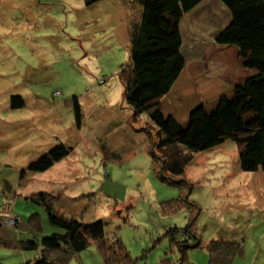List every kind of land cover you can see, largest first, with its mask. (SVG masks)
<instances>
[{
  "label": "rangeland",
  "instance_id": "374dc122",
  "mask_svg": "<svg viewBox=\"0 0 264 264\" xmlns=\"http://www.w3.org/2000/svg\"><path fill=\"white\" fill-rule=\"evenodd\" d=\"M140 11L135 0H0V216L20 218L14 229L5 218L8 226L0 229L6 240L0 241V264H24L35 253L8 240L62 232L28 199L40 192L66 216L102 219L105 236L120 238L140 257L138 264H177L179 250L166 231L182 229L191 209L163 211L179 190L152 170L144 129L154 133V121L145 112L133 119L118 76L128 69L129 29ZM211 15L196 23L199 36L184 32V66L158 105L180 126L195 107L187 112V105L198 100L208 109L217 99L212 96L237 80L234 69L246 75L233 49L213 47ZM11 95L22 96L23 107L10 109ZM74 95L82 108L80 129ZM56 143L72 149L65 162L46 173H22ZM185 176L193 184L189 200L199 208L202 245L188 249L184 264H208L204 244L214 236L242 242L243 254L231 264H264V171H241L237 144L226 140L193 155ZM34 212L40 214L37 231L26 225ZM79 257L68 264H103L95 244Z\"/></svg>",
  "mask_w": 264,
  "mask_h": 264
},
{
  "label": "trees",
  "instance_id": "16d2710c",
  "mask_svg": "<svg viewBox=\"0 0 264 264\" xmlns=\"http://www.w3.org/2000/svg\"><path fill=\"white\" fill-rule=\"evenodd\" d=\"M97 1L84 0L87 5ZM135 1L141 7L140 17L129 29L128 69L122 67L118 76L133 119L145 112L154 121V133L144 129L149 137L152 170L160 180L176 185L179 190L176 198L163 204V211L172 213L183 208L191 209L182 229L173 227L166 231L171 244L179 250L177 264H184L188 249L202 245L197 231L199 228L195 224L199 208L189 200L193 184L185 176L193 155L231 140L238 147L241 171H264V0H218L227 8L229 21L217 32L215 41L220 45L236 47L243 66L254 72L235 85L230 95H221L211 108L195 105L184 126H180L172 115H163L158 105L184 66L180 22L203 0ZM23 105L22 96H10V109ZM71 107L74 125L80 129L83 114L76 95L72 96ZM71 150L63 143H56L21 171L46 172L65 159ZM5 187L9 188L7 182ZM28 199L42 206L48 223L61 228L62 232L40 239L24 240L18 236L15 241L8 240L14 246L35 250L33 258L24 264H68L90 244L96 245L103 264H138L140 257H132L120 238L114 235L109 240L105 236L102 219L86 223L74 216H66L54 207L48 193L40 192ZM39 215L34 212L27 219V225L34 231L40 228ZM5 218L13 216H0V229L8 226ZM17 222L10 227L14 229ZM210 238L204 244L208 264H231L235 257L243 254L242 242L219 236Z\"/></svg>",
  "mask_w": 264,
  "mask_h": 264
},
{
  "label": "crops",
  "instance_id": "0c3cea01",
  "mask_svg": "<svg viewBox=\"0 0 264 264\" xmlns=\"http://www.w3.org/2000/svg\"><path fill=\"white\" fill-rule=\"evenodd\" d=\"M211 13H212L211 17H214V20H213L212 25H211L213 30L210 32L209 35H212L214 37L217 34L218 31H220L223 27H225L227 25V23L229 21V12H228L227 8L218 0H203L196 7H194L191 11H189L187 14H185L184 17L182 18L181 22H180V29H181V34H182V46H181V48L183 47V44L185 43L184 32L186 31V32H189L192 35L199 36L200 34L198 33V29H196V23L200 22L201 20H207ZM224 14L227 17L225 20L220 17V16H222ZM184 25L186 26L185 28H184ZM212 43H213L212 44L213 47L217 51L216 46H219L220 44L219 45L215 44V42H212ZM221 46H223V45H221ZM227 47H229L230 49L234 50V53L236 55L235 56V60H237V57H239V54H238V50H237L236 47L224 45L220 51L225 50ZM239 66H242L241 62L239 64ZM242 68H240L242 70H239V71H243L244 70V72H246V75H242V76L239 75L238 76V75H236V74H238V72H236V71H238V69L237 70L234 69L232 71V73H231V77L233 75V77L235 76L237 80H235L234 83L232 82L233 85L231 87H229L230 89L226 88V86L225 87H221V89L218 91L217 95L215 94L212 97L218 99V97H220L223 94L230 95L232 93L233 87L236 84H239V83L243 82L248 76H250L254 72L253 69H247V68H244V66ZM231 81H232V79H231ZM217 99H214V101L217 100ZM215 102L213 103V105L215 104ZM199 103H201V102L198 101V100H195L194 102L190 103L189 106L187 105V112L190 110L191 107H193V106H195V105H197ZM211 107H209V108H211ZM178 121L181 122L182 125L185 124L186 121H187V115L184 116V117H181V119L178 120ZM63 161L65 162V159H63L62 161L56 163L49 170L61 165L63 163ZM77 257H78V259L80 258L79 256H77Z\"/></svg>",
  "mask_w": 264,
  "mask_h": 264
},
{
  "label": "built area",
  "instance_id": "2783aa9c",
  "mask_svg": "<svg viewBox=\"0 0 264 264\" xmlns=\"http://www.w3.org/2000/svg\"><path fill=\"white\" fill-rule=\"evenodd\" d=\"M18 217H14V219L13 218H11V219H7V222L9 223V224H12V223H15L16 224V222H14L16 219H17ZM19 219V218H18Z\"/></svg>",
  "mask_w": 264,
  "mask_h": 264
}]
</instances>
